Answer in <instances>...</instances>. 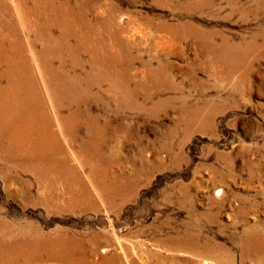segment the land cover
Wrapping results in <instances>:
<instances>
[{
    "label": "rangeland",
    "instance_id": "rangeland-1",
    "mask_svg": "<svg viewBox=\"0 0 264 264\" xmlns=\"http://www.w3.org/2000/svg\"><path fill=\"white\" fill-rule=\"evenodd\" d=\"M0 264H264V0H0Z\"/></svg>",
    "mask_w": 264,
    "mask_h": 264
}]
</instances>
